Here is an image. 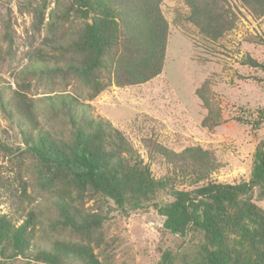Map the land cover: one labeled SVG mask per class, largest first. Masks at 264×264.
<instances>
[{
	"label": "rangeland",
	"instance_id": "obj_1",
	"mask_svg": "<svg viewBox=\"0 0 264 264\" xmlns=\"http://www.w3.org/2000/svg\"><path fill=\"white\" fill-rule=\"evenodd\" d=\"M228 2L237 14V24L222 38L211 40L187 20L190 10L184 0H164L161 8L170 34L162 73L139 85L113 83L91 100L75 75L56 71L69 61L79 63L74 52L64 51L78 39L84 25L74 14L71 0H0V214L8 215L17 226L29 210L38 220L28 256L11 258L10 252L3 255L0 251V264H47L35 259L39 250L56 240H81L59 216L60 182L43 183L44 170L31 156H23L19 174L11 162L16 157L1 148L2 144L15 149L23 145L16 118H9L2 109V103L8 104L16 91L35 100L41 128L55 142L70 135L68 115L58 109L62 105L58 97L71 95L90 104L92 115L102 116L123 131L157 178L166 174L167 163L149 156L146 138L176 152L189 146L213 151L219 164L210 177L213 181H251L255 153L264 139V121L252 128L258 112L264 111V70L248 65L245 59L250 55L264 63V16H255L240 0ZM40 9L44 18L38 29L34 12ZM206 81L222 114L220 125L212 130L202 126L207 109L197 94ZM70 192L74 205L83 212L97 213L101 207L105 211L106 219L92 240L101 262L154 264L165 217L153 203L171 201L167 191H158L141 210L118 209L112 201L108 205L88 191L84 195L75 189ZM250 197L264 210V191L254 186ZM201 239V234L176 239L183 259L178 264H188L185 257L191 260L197 254Z\"/></svg>",
	"mask_w": 264,
	"mask_h": 264
},
{
	"label": "trees",
	"instance_id": "obj_2",
	"mask_svg": "<svg viewBox=\"0 0 264 264\" xmlns=\"http://www.w3.org/2000/svg\"><path fill=\"white\" fill-rule=\"evenodd\" d=\"M163 1L71 0L74 14L84 25L78 39L64 51L74 52L79 63L69 61L66 66H57L56 71L75 75L88 89L91 100L113 83L127 87L159 76L170 34L161 8ZM184 1L190 10L187 20L211 40L222 38L237 24V14L228 0ZM240 2L255 16H264V0ZM36 11L35 26L40 29L43 11ZM245 63L264 70V63L250 55ZM209 87L210 83L204 82L197 94L207 109L202 126L212 130L220 125L222 114ZM58 102L62 103L58 109L66 110L71 125L70 135L60 143L43 132L33 98L16 91L8 104L2 103L9 118H16L23 145L15 149L2 144L1 148L16 157L11 162H15L19 174L23 156H31L44 170L43 183L60 182L56 196L59 216L63 225L81 239L56 240L49 248L39 250L35 259L47 264H111L101 262L92 245L94 232L106 219L105 211L101 207L97 213L83 212L74 205L70 189L80 195L88 191L95 199L99 197L108 205L112 201L123 210L144 209L158 191L165 190L172 200L153 203L165 217L154 264L182 261L176 239L190 234H201L202 239L197 254L191 260L185 257L188 264H264V210L250 197L254 186L264 191V139L255 153L251 181L231 184L210 179L219 167L213 151L189 146L176 152L146 138L149 156L161 157L167 163L168 171L157 178L123 131L102 116L92 115L90 104L71 95H60ZM263 121L264 111H260L252 128H259ZM2 175L0 164V189ZM37 223L33 210L26 212L18 226L8 215L0 214L3 255L28 256Z\"/></svg>",
	"mask_w": 264,
	"mask_h": 264
}]
</instances>
